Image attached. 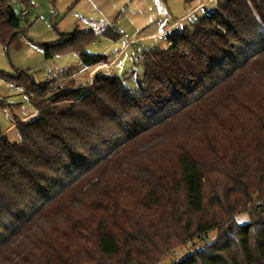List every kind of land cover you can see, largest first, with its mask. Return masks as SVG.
I'll return each instance as SVG.
<instances>
[{
  "label": "trees",
  "instance_id": "trees-1",
  "mask_svg": "<svg viewBox=\"0 0 264 264\" xmlns=\"http://www.w3.org/2000/svg\"><path fill=\"white\" fill-rule=\"evenodd\" d=\"M54 29L59 41L40 46L46 60L110 64L87 51L93 32ZM21 34L0 0V42L8 48ZM165 38L168 49L141 56L136 92L102 70L85 89L16 79L36 116L16 122L19 142L0 134L1 264H156L213 231V242L173 264H264V0H221ZM197 146L211 157L198 158ZM213 173L222 182L207 198ZM254 195L260 214L238 223ZM206 208L221 218H204ZM50 216L55 224L26 252L2 257Z\"/></svg>",
  "mask_w": 264,
  "mask_h": 264
},
{
  "label": "rangeland",
  "instance_id": "rangeland-1",
  "mask_svg": "<svg viewBox=\"0 0 264 264\" xmlns=\"http://www.w3.org/2000/svg\"><path fill=\"white\" fill-rule=\"evenodd\" d=\"M38 7L30 9L29 17L24 20L21 16L22 34L17 37L7 48L0 42V134L6 136L11 143L20 140L18 132L13 129L5 132L15 122H21L24 118L34 113L29 94L17 86L16 79L21 74L23 78L28 77L36 84L51 81L62 87L87 88L91 85L94 75L98 71L85 69L80 59L73 55H59L52 60H46L41 45H52L58 42V35L54 27L61 28L60 24L65 18H70L76 22L81 31H92L95 35V42L87 51L91 54L105 55L111 62L125 46V44L135 38H144L152 34L163 32L164 29L171 28L170 32L181 30L194 23L197 18H203L208 13L216 9L217 3L221 0H105L106 4H113L118 8V15L112 17L107 11H100L91 0H80L79 3H72L69 10L61 13L58 4L61 0H34ZM55 3V4H54ZM73 5V6H72ZM104 10V9H103ZM124 29V36L113 40L109 37V29L115 32L118 27ZM72 29L71 32L75 30ZM62 33L60 30H58ZM166 36L154 39H141L136 42L130 50L123 53L120 61H116L107 69H103L107 75L123 77L124 84L130 91H138V82H142L145 75L143 65L144 56L159 48L168 49ZM31 117L30 119L34 118ZM196 156L200 159L210 158L208 150L201 146L196 147ZM210 185L206 189V196L212 197L215 193L212 188L221 184L222 177L217 173L210 176ZM253 196V202L245 204L237 210L234 216L238 223L246 224L252 222L260 212L256 205L259 199ZM130 200V209L141 212L142 209L133 205ZM134 206V208H132ZM209 218L215 215V219H220V212L210 211ZM37 222V221H36ZM36 227L27 235L21 244L5 252L4 256L9 262L14 261L19 254L26 252L32 241L48 232L49 228L55 224L52 216L43 220H38ZM38 230V231H37ZM217 237V232L209 234L206 242L193 239L179 242L172 246V249L163 253L156 264H173L179 262L195 251L211 243ZM29 238V239H28ZM155 244L165 247L163 240L154 241ZM145 247L142 245L140 250ZM1 262L6 263L4 260Z\"/></svg>",
  "mask_w": 264,
  "mask_h": 264
},
{
  "label": "crops",
  "instance_id": "crops-1",
  "mask_svg": "<svg viewBox=\"0 0 264 264\" xmlns=\"http://www.w3.org/2000/svg\"><path fill=\"white\" fill-rule=\"evenodd\" d=\"M54 1H56V0H54ZM74 1L75 0H61L59 2V4H58V7L61 10V13L66 11V9H68L69 6H71L72 3L74 4ZM76 1H75V3H76ZM91 1L96 4V6L98 7V9L100 11H107L106 13H109V15H111V16L113 15L112 17L118 15V8H116V6H114L112 3L111 4H106V3H104L105 0H91ZM118 1H121V0H118ZM79 2H80V0L78 1V3ZM60 27L61 28H59L58 30H60L62 32L61 34H73L75 32H84V33L92 32V31H81L80 27L76 25V22H74V20H72L70 18H65L61 22ZM74 27H76L75 30L73 32H71ZM171 28H172V26L170 28L164 29L163 32H159L158 34H152V35L146 36L144 38H139L138 37V38L131 39V40H129L127 38L126 40H129V41L125 44L124 48L116 56H114L115 57L114 60H112L110 62V64H108V65H104V66H100V67L96 68L95 71L107 69L111 65L116 63V61H120V59L122 58L123 53L125 51H127V50H130L131 47L134 46L135 43L140 41L141 39H154V38H157V37H161L162 38V37L166 36L170 32ZM118 30L124 31V29H121L120 26L118 27ZM115 34L118 35V31L115 30ZM58 41H59V39H58ZM33 116H36V115L32 114V115L24 118L21 122L30 120V118L33 117ZM15 127H16V122L12 124V126L5 132V134L8 133L9 131L15 129Z\"/></svg>",
  "mask_w": 264,
  "mask_h": 264
},
{
  "label": "built area",
  "instance_id": "built-area-1",
  "mask_svg": "<svg viewBox=\"0 0 264 264\" xmlns=\"http://www.w3.org/2000/svg\"><path fill=\"white\" fill-rule=\"evenodd\" d=\"M6 4L12 7L22 19L29 17L30 9L37 8L38 5L34 0H5ZM119 33L127 39V35L122 30ZM141 58V56H139Z\"/></svg>",
  "mask_w": 264,
  "mask_h": 264
}]
</instances>
